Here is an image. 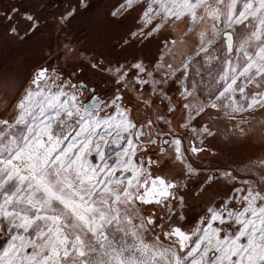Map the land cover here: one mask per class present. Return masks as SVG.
<instances>
[{"label":"snow or ice","instance_id":"6c2138e0","mask_svg":"<svg viewBox=\"0 0 264 264\" xmlns=\"http://www.w3.org/2000/svg\"><path fill=\"white\" fill-rule=\"evenodd\" d=\"M53 31L108 74L110 97L40 63ZM6 48L35 59L23 80L0 59V264H264V153L242 187L203 164L264 114V0H15L0 12Z\"/></svg>","mask_w":264,"mask_h":264},{"label":"rangeland","instance_id":"374dc122","mask_svg":"<svg viewBox=\"0 0 264 264\" xmlns=\"http://www.w3.org/2000/svg\"><path fill=\"white\" fill-rule=\"evenodd\" d=\"M11 3H15V0H0V12H2L3 9L6 8L7 5H9ZM48 19H49V21L51 20L50 16H48ZM3 22L6 23L7 21L4 20ZM53 32H52V34H55ZM64 42L68 43V41H64ZM80 43H83V40H81ZM147 43H148L147 41L144 42V44H147ZM144 44H138L136 47L137 48H143ZM77 46L78 45H77L76 41L73 40L72 41V47L75 48ZM148 48L150 50V44L148 45ZM45 52H47V51L45 50ZM49 52H51V51H49ZM59 52L60 53H58L56 56L52 55L53 58L51 60L47 59L48 54L45 53L44 54L45 59L41 60L40 63L41 64L50 63L54 67H57L61 71V73L64 74L65 76H67V77L72 76L74 78L72 73L76 71L75 66H79L81 68H84V64L86 62L79 60V59H76V58H71V54H65L62 51H59ZM56 57H59V59H57ZM0 59L7 60L9 65H12L13 62H15V64L17 65L15 68V71L19 73L21 80H23V78L32 71L35 58L32 57L31 54L25 50L17 51L15 48H6L3 51H0ZM128 59L131 60V56H129ZM177 60H179V58ZM84 69H85L84 73H86L85 77L89 78L91 81L94 80V82H95L94 84L96 85V87L98 86L97 88L100 91V93L105 95L106 97H110L112 95V93L115 91V89L118 87L111 79L107 78L106 73H102L100 75V74L93 72V70L90 68H84ZM178 88L179 87H177V88L172 87L171 88V94L176 93V95H178V91H177ZM121 91H123V90H121ZM176 95H174V96H176ZM124 96H125L124 102L126 104H128L129 107H132L133 105L136 104V100L132 95H130V92L124 93ZM139 113H140V118H143L146 115V113L143 111V109H139ZM176 113H177V115L181 114L179 111H177ZM170 118L173 120V124L175 127L178 128L179 132L183 133L184 129L180 130L178 127L179 123L181 124L183 122V120L181 118H179L180 120H178V119L175 120L174 117H170ZM238 119H239V117H238ZM247 119L252 121L251 131L249 132V136H251V140H249V142L251 141V143L243 141V142L234 144L235 145V151L234 152H227V149H226V151L224 150L223 152H221L219 148L214 149L213 151L215 153V156L219 155L218 159L216 158L217 156L213 157V156L207 155V154H205V156L203 157V162H205V164H209V165L222 164V165H226L229 169H235L237 174H238V180L236 182L237 187H242L243 181L246 180V178H244V177L249 175L246 166L243 165L241 162L244 155L245 156L247 154L252 155V154H254L253 153L254 151L258 155H260L261 153H264V129H261L260 123H259V121H264V114H255V120H253V118L250 116H248ZM220 127H223V125H220ZM186 141L187 140H185V142ZM258 143H259V145H258ZM255 146L257 148H255ZM231 154L235 155L236 158L240 159L241 163L239 162L240 164H235L234 161L232 160L233 157H231ZM200 179H202V177H197V176L192 177L191 178V183H192L191 186L195 187ZM247 180H248V178H247ZM229 187H230V185H229ZM213 191L219 192L221 194L220 196H217V199L219 200L222 197L223 193L225 191H227V188L225 187V185L223 183H221L219 185V187L214 188ZM143 207L145 209L151 210V206L149 207L147 205H144ZM196 211H199V208H197Z\"/></svg>","mask_w":264,"mask_h":264},{"label":"crops","instance_id":"0c3cea01","mask_svg":"<svg viewBox=\"0 0 264 264\" xmlns=\"http://www.w3.org/2000/svg\"><path fill=\"white\" fill-rule=\"evenodd\" d=\"M175 28H176L177 33H179L184 28V25L183 24H178V25L175 26ZM53 33H55V32H53ZM55 35L56 34H52L51 33V37L52 38L50 40V47L46 49V51H47V52H45L46 54H48L49 51H51L52 55H55L56 56L58 53H60L59 51H61V49H62V45H60L59 48L57 47V41L55 39ZM48 36H49V33L48 32H45V37H48ZM166 38H169L170 39L172 37L169 36V34L167 32H164L163 34L158 33V34H156L155 37L150 38L152 40V42L150 44V51L156 52L157 54H159L157 52V50L158 49H161V46L164 44ZM176 58L177 59L180 58L179 52H177ZM93 72L96 73V70H93ZM97 74H100L101 75L102 73H97ZM168 87L170 88L169 95H173V96L176 95V93L175 94H171V88L172 87H174V88L176 87L177 88V87H179V85L178 84H171ZM130 95H132L134 97V94L131 93V92H130ZM176 115H177V113H175V116H174L175 120H177V119L180 120L179 118L182 119L181 114H178L177 116ZM179 125H180V123H179ZM243 141H246L248 143H251V141L249 142V140H243ZM258 145H259V143H258ZM255 148H257V147L255 146ZM226 149H227V152H234L235 151V145L234 144H230V145H228V147ZM226 149H225V151H226ZM253 153L254 154H252V155L251 154H247L246 156L244 155V157H243V159L241 161L243 165L247 166L249 164L250 160H255V159L258 158L259 155L256 154L255 151ZM216 156L215 157L218 159L219 158V155H216ZM231 157H233L232 160L234 161L235 164H240L241 163L240 162V159L236 158L235 155L231 154ZM215 165H222V164H215ZM244 178H246V180H247V178L250 179V176L247 175Z\"/></svg>","mask_w":264,"mask_h":264},{"label":"flooded vegetation","instance_id":"af4514ba","mask_svg":"<svg viewBox=\"0 0 264 264\" xmlns=\"http://www.w3.org/2000/svg\"><path fill=\"white\" fill-rule=\"evenodd\" d=\"M85 72V69H84V71L82 72V73H77V75L76 76H74V78L71 76H69L72 80H73V82H75L78 78H80V79H84L85 80V83H88V85H89V87H92V86H94L95 88H97L96 87V85L94 84L95 82H94V80H90L89 78H86L85 77V74L86 73H84ZM64 75V74H63ZM65 76V75H64ZM66 78H69V77H67V76H65ZM89 79V80H88ZM97 91H98V93L101 95V96H105V95H103V94H101L100 93V91L98 90V88H97ZM88 96V92L87 91H85L84 93H83V97H87ZM106 97V96H105ZM180 130H182V129H180ZM187 146V141L185 142V147ZM147 155L148 156H151L153 159H156L157 158V156L159 155V153H158V151L156 150V148H154L152 151H149L148 153H147ZM163 159V161H164V163H168L169 162V159L167 158V157H163L162 158ZM203 164L205 165V162H203ZM211 166V165H209V164H206L205 166ZM162 166V165H161ZM192 184V183H191ZM148 206V205H147ZM150 207V206H149Z\"/></svg>","mask_w":264,"mask_h":264},{"label":"water","instance_id":"95a60500","mask_svg":"<svg viewBox=\"0 0 264 264\" xmlns=\"http://www.w3.org/2000/svg\"><path fill=\"white\" fill-rule=\"evenodd\" d=\"M89 88H95L94 86H92V87H89ZM88 95H89V93H88Z\"/></svg>","mask_w":264,"mask_h":264},{"label":"trees","instance_id":"16d2710c","mask_svg":"<svg viewBox=\"0 0 264 264\" xmlns=\"http://www.w3.org/2000/svg\"><path fill=\"white\" fill-rule=\"evenodd\" d=\"M50 16V15H49ZM50 19H51V16H50Z\"/></svg>","mask_w":264,"mask_h":264}]
</instances>
